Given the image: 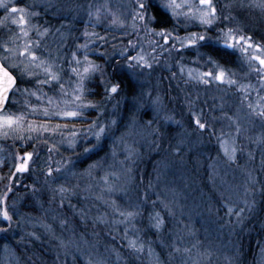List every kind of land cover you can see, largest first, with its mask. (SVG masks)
Returning <instances> with one entry per match:
<instances>
[{
    "label": "rangeland",
    "instance_id": "obj_1",
    "mask_svg": "<svg viewBox=\"0 0 264 264\" xmlns=\"http://www.w3.org/2000/svg\"><path fill=\"white\" fill-rule=\"evenodd\" d=\"M228 1H223V6L237 7L241 13L233 16L226 10L222 16L212 0L218 18L206 25L196 18L197 9L205 7L199 0H176L184 5L177 9L179 16L163 7L167 0H6L9 11L0 7V57L4 45L15 49L16 55L9 56L7 65L21 84L5 112L21 115L23 120L19 127L0 129V207H6L12 217L10 221L0 217V229H5L0 231V264H22L15 244L43 239L45 233L60 253L64 246L70 250L67 245L80 248L85 239L66 235L65 223L69 222L63 221L62 213L65 196L76 194L92 200L103 220L125 225L128 243L134 240L140 250L142 246V253L146 249L154 253V247L139 238L136 218L143 199L136 196L133 184L138 161L156 155V181L160 194L163 191L162 198L158 197L162 210L158 229L168 231L170 220L165 213L178 212V222L186 223V218L205 224L202 241L196 239L193 223L184 230L189 235L184 240L193 252L188 251L190 260L197 264L207 263L210 254L223 250L222 241L228 246L226 235L219 231L225 227L216 232L214 223L209 226L210 214L202 215L199 205L202 207L206 193L194 195L200 181L192 176L191 167L185 172L191 159L200 160L196 165L201 174L207 169L209 192L218 198L211 201L216 202L217 217L223 214L218 222L232 219L236 225L257 208L261 187L256 167H264V119L253 109L264 108V66L255 59H264V6L261 0ZM140 3L145 4L143 10ZM151 4L169 14L172 26H155ZM13 6L25 9L27 37L20 31L22 26L12 22L21 15L10 12ZM229 29L237 38L228 39L233 47L224 42ZM193 33L206 39L189 44L187 37ZM240 36L250 39L246 43ZM29 41L39 57L35 64L28 63L27 53L20 55ZM206 45L223 48L234 60L219 61L205 52ZM40 60L47 63L37 67ZM88 62L98 70L81 81L77 73L83 74ZM26 64L34 75L22 74ZM49 64L59 80L38 83L47 79L44 68ZM111 69L128 77L129 92L119 87L116 93L110 91L113 85L119 86L112 80ZM220 71L225 73L223 80L214 78ZM94 78L104 87L100 100L92 98L93 89L88 88ZM65 111H77L78 115L57 114ZM196 119L206 124L205 129H199ZM101 127L105 132L97 139L95 133ZM222 142H226L224 147ZM233 146L237 151L230 160L224 148ZM194 150L196 156L191 158ZM24 161L26 170L18 171L17 165ZM61 186L68 191L61 193ZM35 205L45 209L50 218L35 215ZM208 209L213 208L202 210ZM54 210L58 219L52 215ZM128 211L138 215L125 220L120 213ZM90 243L95 246V241Z\"/></svg>",
    "mask_w": 264,
    "mask_h": 264
},
{
    "label": "trees",
    "instance_id": "obj_2",
    "mask_svg": "<svg viewBox=\"0 0 264 264\" xmlns=\"http://www.w3.org/2000/svg\"><path fill=\"white\" fill-rule=\"evenodd\" d=\"M223 1L228 0H216L222 16L225 15L226 10L233 16L241 13L237 7L234 8L230 6L227 8V5L223 6ZM151 10L156 19L155 26L157 28L172 26L173 19L158 4H151ZM204 50L221 62L230 63L234 60L231 54L221 47L206 45L204 46ZM110 72L113 82L119 84L118 87L120 90L124 89L126 92H129L131 83H129L128 77H122L115 69H111ZM19 84L21 83L18 82V86ZM88 88L93 89L90 95L96 100L102 99L105 95L104 87L98 78H94L88 85ZM16 93L17 91L13 93L6 110L10 109L13 105ZM193 155L196 156L195 150L191 153V158H193ZM156 160L157 155L153 158H149V160L147 158H142L138 161L134 172L135 183L133 184L136 196H140L143 199L142 204L140 203L139 216L136 218V225L139 226V233L141 234L139 238L141 242L146 241L148 246L154 247V253H149L147 249L142 253L139 247L130 248L127 241L128 233L125 225L109 223L103 220L100 210L93 206L94 202L92 200L84 199L82 195L76 194V197L68 195L69 198L65 196V207L62 212L63 215H65V217L63 216V221L67 219L69 222V224L65 223V233L67 236L70 235V237L71 234L80 235L87 243H83L85 240L82 238V247L80 246V248L75 250L72 245H67L70 250H67L64 246L66 253H64L65 251L60 253L57 250L58 246H55V241L53 242V239L48 240L49 235L45 233L43 239L36 240L31 238L27 239L24 244H15L18 255L21 257L22 264H197L190 260L191 255L188 251H185V249H189L191 254H193L192 249H190L191 247L188 246V241L184 240L186 238L185 236L188 235L184 230L189 227L187 224L193 223L195 225L194 235L196 239L202 241L204 238V236H202V233L204 234L203 225L205 224H201L199 220L193 222L186 218H184L186 223L181 221L178 222V212H175V214L165 213L166 219L168 218V220H170L168 221L170 226L167 227L166 230H168V233H170L169 230L174 231L173 233L167 234L165 230L162 232L155 227L153 220L150 219V217H154L157 212H162V210H160L161 202L158 197L162 198L161 194L163 191H161L160 194L158 190V182L156 181L155 175L157 172ZM193 161L194 159H191L188 161V164L191 165ZM199 161L200 160L194 161L195 163L191 166L185 165V172L187 168L189 170L191 167L192 176L195 177L196 181H200V186L196 189L194 195L200 197L204 191L206 193V195L201 198L203 202L202 207L198 203H195L199 205L203 213H201L202 215L206 216L210 214L211 219L209 226H213L212 224L214 223L216 227L214 230L216 232L218 227L222 225V227H225L223 230H218L220 232L222 231L221 234L223 233V237L226 235V240H228L227 243L229 242L228 246L225 247L222 241L221 247L223 245V250L220 249L217 250V252H213L210 254L207 263L200 262V264H261L264 257V179L261 170L264 171V167L263 169L260 168L261 165L259 164L258 167H256L257 178L260 181L258 186L261 187L260 194H258L256 200L257 208L255 211L253 209L247 212L244 218L241 220L239 219V223L235 225L232 219H230L228 223L218 222L219 218L221 219V216L223 217V214L220 212V217H217V212L215 210L216 202L214 201V204V202L211 201L212 198L216 200L217 197L215 195L211 197L212 193L209 192L211 189L208 185V171L206 169L205 172L203 171L204 173L202 172L203 175L201 174L199 166L196 165ZM25 183L27 182H24V184ZM44 197L47 198L46 196ZM31 199H33L32 207H34L35 198L32 197ZM24 206H27V204ZM209 206L213 209H208L206 210L207 212L202 210ZM35 207L36 210L33 211L35 215L39 217L45 216L47 220L50 218L45 209L36 205ZM176 211H178V209ZM53 212L52 215L56 216L58 219V211L54 210ZM57 230L53 229V232ZM192 238L194 239L195 237ZM91 241H95V246L90 243ZM157 254L159 258L158 261Z\"/></svg>",
    "mask_w": 264,
    "mask_h": 264
},
{
    "label": "snow or ice",
    "instance_id": "obj_3",
    "mask_svg": "<svg viewBox=\"0 0 264 264\" xmlns=\"http://www.w3.org/2000/svg\"><path fill=\"white\" fill-rule=\"evenodd\" d=\"M200 5L205 6L203 9H197L199 15L196 17L197 19H199V21L202 24H206V25H211L213 23V21L215 19H217V9L214 6V4L212 3V0H199ZM184 5L181 3H177L176 0H167V3H165L163 5V7L170 9L172 12L173 16H179L181 15V13L177 12V9L182 8ZM261 6H264V0H261ZM0 7H3L6 9V11H9L8 9V3L6 2V0H0ZM139 7L141 10H143L145 8V4L144 3H140ZM189 11L191 12L192 9L189 6ZM11 13H17L20 12L21 15L19 16V19H13V23L19 24L21 25V29L20 31L23 33V35L25 37L28 36V32L25 30V28L23 27V25L26 24V20H25V9L24 8H17L15 6L11 7L10 9ZM28 15H35V13H27ZM185 16H187V13L184 14ZM8 17L5 16V20ZM139 18L141 20L145 19L144 15H140ZM115 22V21H114ZM45 32H47V29H45ZM166 40L168 39L167 35H165L164 37ZM231 38L233 40H236L237 38L233 35V30L229 29L228 32L225 35V45L227 47H233L232 44L228 43V39ZM206 39V37L204 35H197L195 33L191 34L189 37H187L188 43L189 44H195L197 40L200 41H204ZM250 38H246L244 36H240L239 40L240 41H245L247 43V41ZM39 42L37 41V44ZM31 44V41L28 42V44H26L23 48V50L20 52L21 56H24L25 53H27L28 55V63L29 64H35V62L39 59V57L37 56L36 51H34L32 49V47H30L29 45ZM183 46V45H182ZM257 48L260 47V45H256ZM4 48V55L2 57H0V129L4 128V127H8L11 128L13 125H16L17 127H19L20 122L23 120V117L21 115H15V114H8L7 112L4 111L6 103L9 99L8 93L10 91L15 92L18 91L19 89L16 87L17 84V77L13 75V73L9 70V67L7 65V60L9 59V56H15L16 55V51L13 48H9L7 45L3 46ZM244 51H247V49H244ZM75 55V54H74ZM256 60H259L260 65L264 66V59H262L260 56H256L255 57ZM85 61H87V56H85ZM47 62L44 60H40L39 64H36L37 67H40L42 65H45ZM77 64H79L80 62L77 60L76 61ZM11 67H17L16 65H11ZM98 70V66L95 64H92L90 62L87 63V65L84 67L83 69V74L81 73H77L78 75H80V79L81 81H83L88 75H90L91 73L95 72ZM44 71L47 75V79L43 82L38 81V83H49L50 81L53 80H59V76L57 73L51 71V65L49 64L47 67L44 68ZM73 72H77V69H72ZM22 74H27L29 76L34 75L33 72L28 70V65L26 64L24 69L22 70ZM209 75H212L211 73H209ZM217 80H223L225 78V73L224 71H220V73L218 75H216L214 77ZM229 83H234V81L229 80ZM63 88V86H61ZM83 89V84L81 83V90ZM118 90V85H113L110 89V91L112 93H116ZM25 91H27L25 89ZM77 100H80V96L77 95L76 96ZM49 103H51V100L49 101ZM83 105L81 104L80 107H82ZM250 108H252V105H249ZM254 113L256 116L260 117L261 119H264V108H261L260 111H255V109H253ZM58 115H64V116H77L78 112L77 111H65L62 113H57ZM166 120H171L172 117H165ZM149 124L151 123V121L148 122ZM195 124L199 127V129H205L206 124L202 123L200 119H196L195 120ZM237 131H239V127L237 126ZM105 132V129L103 127H101L99 129L98 132L95 133L97 139L100 138V136ZM226 144V142H222V147H224V145ZM225 154L228 156V158L234 159L235 158V152L237 151L236 147H231V149L229 150V148L225 147ZM85 151H88V149H86ZM177 151H179V149H177ZM31 153H27L26 156L31 157ZM27 167V161H24L20 164L17 165V169L18 171H25ZM51 169H49V174L51 173ZM59 191L61 193H64L66 191H68L67 189H65L63 186L60 187ZM3 202L0 201V204H2ZM165 207H167V205H165ZM231 211V209H230ZM243 211V209H241V212ZM122 216H124L125 220H130L131 218H134L136 215H138V212L136 211H128V212H121L120 213ZM237 215H240V213H236ZM0 217H2V219L4 221H10L11 220V216L9 215V212L7 210L6 207H0ZM150 219H152L154 221V226L159 228L162 224V218L160 217V213L157 212L155 214L154 217H150ZM0 231H5V229H0ZM129 246L132 248H136V241H130L129 242ZM141 250H142V246H141ZM185 251H189L188 249H185Z\"/></svg>",
    "mask_w": 264,
    "mask_h": 264
},
{
    "label": "water",
    "instance_id": "obj_4",
    "mask_svg": "<svg viewBox=\"0 0 264 264\" xmlns=\"http://www.w3.org/2000/svg\"><path fill=\"white\" fill-rule=\"evenodd\" d=\"M0 46H1V44H0ZM9 70H10V69H9ZM10 71L13 73L14 76H16L12 70H10ZM16 77H17V76H16ZM18 82H19V80H18V77H17V84H16V87H17V85H18ZM13 93H14V92H12V91H10V92L8 93L9 99H8V101H7V103H6V106H5L4 111H6V109L8 108Z\"/></svg>",
    "mask_w": 264,
    "mask_h": 264
}]
</instances>
